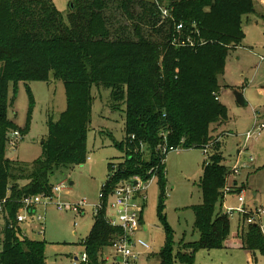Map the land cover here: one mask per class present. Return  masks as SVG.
I'll use <instances>...</instances> for the list:
<instances>
[{"label": "trees", "instance_id": "obj_1", "mask_svg": "<svg viewBox=\"0 0 264 264\" xmlns=\"http://www.w3.org/2000/svg\"><path fill=\"white\" fill-rule=\"evenodd\" d=\"M67 22L51 0H0V201L6 198L0 230V264H45L44 241L22 237L15 221L25 196L51 193L50 176L86 158V139L91 123L92 88L109 89L113 111L124 106V139L114 142L122 152L115 174L105 186L131 176L148 178L158 160L157 146L166 135L169 146L202 150L211 141L210 125L226 120L217 92L229 51L244 38L242 20L254 13L252 0H72ZM160 7L169 17L161 19ZM182 23L181 33L175 25ZM187 37L195 46H176ZM177 48H175V47ZM62 81L66 107L58 120L48 121L41 155L31 161L5 156L9 133L21 129L7 116L12 104L7 82L48 80V73ZM29 110L33 98L26 83ZM134 136V138H131ZM141 144L143 148H141ZM210 151V149H209ZM111 162L108 163V173ZM164 166L156 170L160 188L158 215L165 240L152 257L157 264H194L199 250L223 247L229 218L216 210L223 198L228 172L209 156L203 166L200 188L203 201L193 206L196 241L177 249L161 207ZM103 184V185H104ZM102 188V187H101ZM240 191V190H238ZM244 215L243 220L247 218ZM119 230L109 226L103 214L81 245L87 264H101L104 247ZM244 249L264 254V235L259 224L240 230Z\"/></svg>", "mask_w": 264, "mask_h": 264}, {"label": "rangeland", "instance_id": "obj_2", "mask_svg": "<svg viewBox=\"0 0 264 264\" xmlns=\"http://www.w3.org/2000/svg\"><path fill=\"white\" fill-rule=\"evenodd\" d=\"M71 1L51 0L65 22ZM253 2L254 13L242 20L244 38L239 46L229 51L224 74L219 77L217 95L220 98L218 101L225 107L226 120L210 125L211 141L214 142L209 145V152L225 167L226 174L237 157L240 163L247 162V168L239 169L237 174L226 179L229 191L221 190L224 196L218 200L216 210L243 206L247 214L260 211L255 219L264 233V129L254 139L245 144L243 142V134L252 128L255 119L258 123H264V1ZM166 3L167 0H162V4ZM26 83L33 98L31 110ZM91 91V123L86 139V158L89 159L85 158L81 165L58 169L50 176L51 184L65 182L67 188L55 194V199L68 203L82 199L96 203L101 187L108 180V163L122 159V152L114 142L124 139V106L119 111L110 109L109 89L97 90L93 87ZM234 91L242 94L246 105L236 102ZM6 95L9 101L12 100L7 107L8 118L21 129L26 126L28 117L29 121L22 140L15 148L7 147L5 156L11 160L31 162L41 155V142L47 136L48 121L58 120L66 107L63 83L49 72L48 80H20L16 89H13L12 81L7 82ZM208 161L206 154L198 148H182L169 152L165 157L161 211L171 229L174 249H177L181 239L186 244L198 238L193 228L192 207L203 201L199 182L203 166ZM158 182L153 177L147 185L142 211L143 226L147 229L137 233V238L151 245L153 254L159 252L165 240L164 224L158 215L161 202ZM239 196L243 197V202L238 201ZM38 209L45 213L44 234H27L31 239L45 242V264H77L73 258L83 252L81 242L94 223L91 208H85L83 215L58 212L53 204ZM228 218V237L223 247L199 250L195 254L194 264H264L263 253L256 251L250 256L242 249L239 228L243 224L240 216L233 213ZM28 227L24 225L23 229ZM109 251L108 246L104 247L103 257L108 256ZM153 262L150 260L146 264Z\"/></svg>", "mask_w": 264, "mask_h": 264}, {"label": "built area", "instance_id": "obj_3", "mask_svg": "<svg viewBox=\"0 0 264 264\" xmlns=\"http://www.w3.org/2000/svg\"><path fill=\"white\" fill-rule=\"evenodd\" d=\"M160 12L162 20H165V18L169 17V13L165 8L160 7ZM183 29L184 26L182 23L175 25L176 33H181ZM176 42H178L177 38L174 37L173 44H177L176 46H195L194 42L191 41L189 37H187L185 40H181L178 43ZM216 99H218V97H216ZM263 129L264 123H258L255 119L252 128L243 134L244 144L249 140L254 139ZM161 136L162 142H160L156 148L159 162L154 168L148 170V174L150 176L146 179H143L140 176H131L127 179H120L116 181L111 187L109 186L110 184H108V186H105L104 184L99 191L98 200L96 203H88L85 199L75 203H68L55 199V194H58L63 189L67 188V185L64 181L52 184L51 193L49 194L42 193L25 196L21 200V206L18 208L15 216V221L20 226H22V237H28V232H35L40 235L44 234L45 213L44 211L40 212L38 209L39 207H46L48 204H53L54 208L58 212H72L78 215H83L85 208L89 207L91 208L94 216L103 214L105 222L109 226L119 230L118 234L108 245L110 250L109 255L103 257L101 253V264H146L150 260L154 261L152 257L153 253L151 252V245L144 240L137 238V233L141 229H147L144 228L142 221L145 191L151 179L153 177L156 178L157 168L164 165L166 155L171 151H178L183 148V140L177 146H169L166 142L165 133H162ZM22 138L23 136L18 130L10 132L8 137V147L15 148ZM131 138H134V136H131ZM211 144L213 143H209L201 150L204 154H206V158H209L210 156L209 145ZM141 148H143L142 144ZM239 152L240 150L238 153ZM86 159L88 160L89 157ZM117 164L118 161L116 163L111 162L108 180H110L115 174L118 166ZM242 168H247V162L245 161L240 163L239 158L237 157L233 166L229 168L227 177L231 176L232 174H237L239 169ZM224 190L229 191V186L225 185ZM238 201L243 202V197L239 196ZM5 203L6 198L0 201V230L4 224L3 217L5 216ZM222 212L228 217H232L233 213H237L241 216L247 215L243 209V206L237 207L236 209H222ZM259 214L260 211H256L255 214H248L245 222L247 224L257 223L255 217L259 216ZM24 225H28L30 227L23 229ZM73 259L77 264H87L88 255L83 249V252L80 254V256H75ZM153 264H157V262L154 261Z\"/></svg>", "mask_w": 264, "mask_h": 264}, {"label": "water", "instance_id": "obj_4", "mask_svg": "<svg viewBox=\"0 0 264 264\" xmlns=\"http://www.w3.org/2000/svg\"><path fill=\"white\" fill-rule=\"evenodd\" d=\"M73 4L70 3V7H72ZM234 96H235V99H236V102L239 104V105H246V100L244 99V97L242 96L241 93L237 92V91H234L233 92Z\"/></svg>", "mask_w": 264, "mask_h": 264}, {"label": "crops", "instance_id": "obj_5", "mask_svg": "<svg viewBox=\"0 0 264 264\" xmlns=\"http://www.w3.org/2000/svg\"><path fill=\"white\" fill-rule=\"evenodd\" d=\"M253 1V0H252ZM253 4H254V2H253ZM218 99H220V98H218ZM246 104H247V102H246ZM238 153V152H237ZM235 181V180H234ZM224 196V195H223ZM239 215V214H238ZM240 216V218H241V220H242V226L239 228L240 230H241V228H243L244 226H246L247 224H246V222H245V220H243V217H244V215H239ZM243 222H245V224L243 223ZM144 228H147L146 226H144ZM240 236V235H239ZM242 249L247 253V254H249L250 256H252V254H251V252L249 251V250H246V249H244L243 248V246H242Z\"/></svg>", "mask_w": 264, "mask_h": 264}]
</instances>
